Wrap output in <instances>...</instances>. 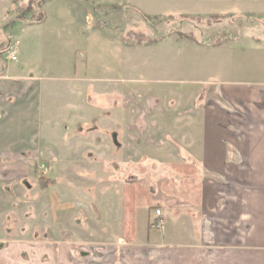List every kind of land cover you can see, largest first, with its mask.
<instances>
[{"label":"rangeland","instance_id":"obj_1","mask_svg":"<svg viewBox=\"0 0 264 264\" xmlns=\"http://www.w3.org/2000/svg\"><path fill=\"white\" fill-rule=\"evenodd\" d=\"M41 2L21 4L20 16L32 10L31 17L37 18L42 13ZM78 2L100 26L98 33L90 35L91 19L83 17L84 42L70 55L69 47L59 43L50 51L53 59L49 61L42 26H34L37 35L33 36L22 20L12 40L19 42L18 62L10 61L8 67H23L21 73L35 76L36 84H47V88H41V111L37 110L35 116L42 122L36 130V141H30L37 150L33 161L36 193L24 198L20 195L18 215L14 212L12 216L8 209L0 214V246L6 245L4 240L13 239L25 247L21 264H43L45 259L34 258L32 252L53 245L51 238H61L76 249L83 244L86 247L97 235L112 232L114 227H106L103 222H115L117 209L122 221L126 181H136L154 198L162 196L161 184L168 189L172 184L187 182L188 178L177 176L179 172L171 166L179 159L190 160L187 141H175L178 131L172 128L176 104L172 90H192L186 107L194 112L204 105L197 97L199 93L232 78L229 76L242 67L221 59L219 47L207 56L201 47L189 50L186 46L203 47L221 41L220 19L209 16L219 11V0ZM245 31L249 33L250 29ZM3 37L0 34V40ZM88 37H92L89 44L85 42ZM242 42L240 46L244 47ZM242 55L250 58L248 50ZM70 57V66L61 63ZM50 62L51 66H46ZM61 74L73 75L74 80L46 77ZM59 85L67 87V92L62 97L56 92L49 96ZM48 118L50 124H46ZM49 190L51 200L45 203ZM142 208L146 216L148 209ZM160 210L165 217L169 213ZM83 258L91 264V258Z\"/></svg>","mask_w":264,"mask_h":264},{"label":"crops","instance_id":"obj_2","mask_svg":"<svg viewBox=\"0 0 264 264\" xmlns=\"http://www.w3.org/2000/svg\"><path fill=\"white\" fill-rule=\"evenodd\" d=\"M32 1L35 0H0V34H4L0 40V214L8 209L12 216L20 210V195L24 198L36 193L33 161L37 150L30 141H36V130L42 122L35 116L37 110L41 111V88H47V84H36L35 76L21 73L23 67L11 70L7 65L10 61L2 53L13 42L22 20L33 36L37 35L34 26H42L49 61L53 59L50 51L59 43L69 47L70 55L84 42L82 18L94 17L80 7L79 0H41L40 16L33 18L32 10H27V16L21 17L20 5ZM219 3V11L209 16L220 19L221 41L203 47L186 46L189 50L201 47L207 56L219 47L221 59L242 67L229 76L232 78L205 85L209 87L197 96L204 105L194 112L186 107L187 99L193 97L192 90H172L176 98L172 128L178 131L175 141H187L188 159L196 162L194 181L200 187L199 202L161 192V197H151L161 204L160 209L169 212L166 217L165 213L161 215L160 228L151 224L156 220L154 210L147 211L145 216L143 208L137 207L132 218L134 235L126 242L122 239L121 214L117 209L115 222H103L106 227H114L112 232L97 235L95 241L76 249L61 238H51L54 244L32 252L34 258H44L43 264H80V259L86 264L83 257L91 258V264H264V0ZM92 19L90 35L98 33L100 26ZM246 28L249 33H244ZM91 38L85 42L91 43ZM29 39L34 42V38ZM241 41L244 47L240 46ZM243 50H248L250 58L241 56ZM66 61L61 63L70 66L71 57ZM46 77L74 80L73 75L67 74ZM64 85L49 96L56 92L62 97L68 89ZM45 121L50 124L49 118ZM46 192L50 197L45 203L50 202L52 195L51 190ZM4 241L6 245L0 246V264H21L20 255L25 247L13 239Z\"/></svg>","mask_w":264,"mask_h":264},{"label":"trees","instance_id":"obj_3","mask_svg":"<svg viewBox=\"0 0 264 264\" xmlns=\"http://www.w3.org/2000/svg\"><path fill=\"white\" fill-rule=\"evenodd\" d=\"M174 170L181 173L183 177H187L188 181L179 184L178 186L172 184L170 187L161 184V190L163 193L170 196L183 199L191 203H198L200 199L199 184L194 181V174L196 169V162L193 160H178L171 163ZM122 191V211L123 219L121 224V231L123 234V240L126 242L131 241L134 235L133 225V213L137 207H146L148 211L157 210L161 207V204L152 200L149 190H146L141 185H138L136 181H126L123 183Z\"/></svg>","mask_w":264,"mask_h":264},{"label":"built area","instance_id":"obj_4","mask_svg":"<svg viewBox=\"0 0 264 264\" xmlns=\"http://www.w3.org/2000/svg\"><path fill=\"white\" fill-rule=\"evenodd\" d=\"M17 46H18V41L10 43L6 46V48L4 49L2 53L5 60L13 61V62H16L18 60L17 59ZM154 215H155L156 220H153L151 224L153 225V227L158 229L162 226L161 210L160 209L155 210Z\"/></svg>","mask_w":264,"mask_h":264}]
</instances>
